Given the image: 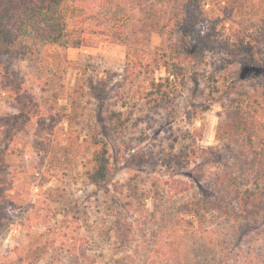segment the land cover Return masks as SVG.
Wrapping results in <instances>:
<instances>
[{
    "label": "rangeland",
    "instance_id": "1",
    "mask_svg": "<svg viewBox=\"0 0 264 264\" xmlns=\"http://www.w3.org/2000/svg\"><path fill=\"white\" fill-rule=\"evenodd\" d=\"M182 1L119 0L122 29L95 23L77 48L0 58V264H264V210L220 217L212 184L227 162L239 193L264 184L216 137L241 94L264 147V0L193 2L217 39L196 68L194 40L180 46L174 29ZM181 49L186 86L175 80L157 107L148 92L166 76L162 54ZM134 58L146 64L124 79ZM102 150L110 172L98 187L88 175Z\"/></svg>",
    "mask_w": 264,
    "mask_h": 264
},
{
    "label": "trees",
    "instance_id": "2",
    "mask_svg": "<svg viewBox=\"0 0 264 264\" xmlns=\"http://www.w3.org/2000/svg\"><path fill=\"white\" fill-rule=\"evenodd\" d=\"M229 1L231 0H227ZM193 2L201 6L205 5L206 1L186 0L179 3L184 6V15L179 20L178 29H174L181 38L180 46L184 47L188 38L194 40L190 59L196 68L206 64L209 51L217 39L202 31L204 18L194 9ZM124 15L119 0H0V58L10 56L21 60H36L40 58L43 49L52 44L62 48H77L81 45L84 31L93 29L95 23L122 29L125 19L120 17H125ZM174 52L173 56L162 54V66L166 76L160 82H153L152 90L148 92V100L153 101L157 107L170 103L172 98L168 87L173 86L175 80L179 79V83L186 86L185 67L180 57L184 52L182 49ZM185 53L188 57V51ZM142 64L146 62L140 58L127 61L124 79L129 80L137 75L135 69ZM210 89L212 92L217 91L214 81L210 82ZM247 104V97L241 94L230 98L217 126L216 137L225 142L224 146H229V143L236 146L237 163L242 170L256 174L257 182L258 178L264 177V147L254 149L255 132L253 122L249 119ZM118 120L119 113L114 111L104 117V121L114 128L118 127ZM226 150L229 153L230 148L227 147ZM181 156L176 159L178 163L182 162ZM92 162L94 171L89 173L88 180L95 186H102L110 172L108 152H97L93 155ZM223 166L224 175L215 176L212 180L219 193L213 203L215 211L220 217L235 216L257 220L264 210V184L256 183L252 189H247L245 194L239 193L235 179L230 181L226 177L228 172L233 174L229 171L230 164L227 162ZM158 250L159 255L165 259L174 254L173 247L160 245Z\"/></svg>",
    "mask_w": 264,
    "mask_h": 264
}]
</instances>
